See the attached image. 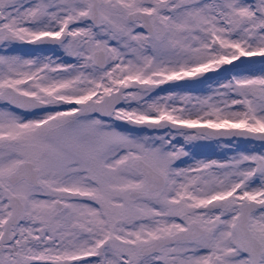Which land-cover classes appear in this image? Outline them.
<instances>
[{"label":"snow or ice","instance_id":"obj_1","mask_svg":"<svg viewBox=\"0 0 264 264\" xmlns=\"http://www.w3.org/2000/svg\"><path fill=\"white\" fill-rule=\"evenodd\" d=\"M0 264H264V0H0Z\"/></svg>","mask_w":264,"mask_h":264}]
</instances>
